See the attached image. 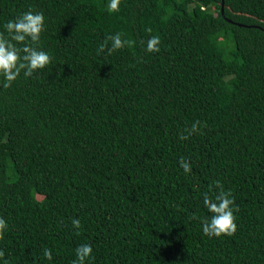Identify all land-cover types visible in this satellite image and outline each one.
I'll return each mask as SVG.
<instances>
[{"label":"trees","instance_id":"obj_1","mask_svg":"<svg viewBox=\"0 0 264 264\" xmlns=\"http://www.w3.org/2000/svg\"><path fill=\"white\" fill-rule=\"evenodd\" d=\"M107 5L0 0V25L44 13L51 56L0 82V264H72L82 243L86 264H264V0ZM217 180L238 208L219 237L200 224Z\"/></svg>","mask_w":264,"mask_h":264},{"label":"clouds","instance_id":"obj_2","mask_svg":"<svg viewBox=\"0 0 264 264\" xmlns=\"http://www.w3.org/2000/svg\"><path fill=\"white\" fill-rule=\"evenodd\" d=\"M120 0H108L109 11L119 10ZM45 27V16L42 11L29 9L7 22L0 25V78L3 87L8 88L12 82L16 81L23 72L25 78L32 76L38 70L44 69L51 61L49 52L40 47L34 46L41 38V33ZM107 40L111 41L109 53L123 48L129 41L122 40L119 32L110 35L106 41L99 46L101 52L104 51ZM161 37L151 35L146 42V51L158 52ZM199 122H194L188 130V135L199 131ZM187 135H182L181 139H187ZM180 167L184 173L191 172V165L183 158L180 160ZM220 188L214 197L208 193H203V205L208 210L209 216L201 217L200 224L205 235L219 237L221 235H232L236 231V217L234 215L238 208L234 204V198L230 190H224L217 180L214 182ZM80 219L72 220L75 228H80ZM7 222L0 217V237L7 231ZM4 256L0 250V258ZM44 256L52 259V251L44 249ZM94 259L93 248L90 243H82L75 249V259L72 264H86Z\"/></svg>","mask_w":264,"mask_h":264},{"label":"water","instance_id":"obj_3","mask_svg":"<svg viewBox=\"0 0 264 264\" xmlns=\"http://www.w3.org/2000/svg\"><path fill=\"white\" fill-rule=\"evenodd\" d=\"M221 11H223V0H222V8H221Z\"/></svg>","mask_w":264,"mask_h":264}]
</instances>
